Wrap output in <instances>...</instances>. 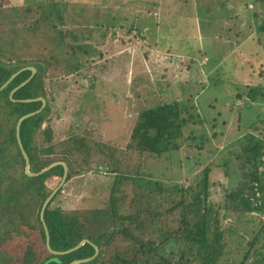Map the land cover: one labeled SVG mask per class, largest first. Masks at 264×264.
<instances>
[{
    "label": "trees",
    "instance_id": "trees-1",
    "mask_svg": "<svg viewBox=\"0 0 264 264\" xmlns=\"http://www.w3.org/2000/svg\"><path fill=\"white\" fill-rule=\"evenodd\" d=\"M247 1L257 7L260 4L258 1L264 2ZM32 2L35 4H11L2 7L0 19L4 27L0 34L3 37L16 34L14 38H17L22 26L35 31L45 25V30L52 39L48 48L60 57L55 64L61 65L68 74L74 73L79 83L78 89H88L79 95L85 102L82 110L92 100L89 106L95 109V120L100 118V110L96 108L100 99L94 91L96 76L87 71L94 62L90 59L97 61L106 57V53L102 51L91 53L98 47V40L93 36L94 28L103 30L105 25L102 21L103 15L98 13L88 24L81 23L71 28L66 27L65 17L69 1L50 0L47 5L43 0ZM221 4L226 6L225 2ZM84 6H78V16L86 10ZM149 6L142 8L149 12L152 10ZM247 6L235 5L234 12H245L248 10ZM140 11L141 9L138 13L135 12L134 20H137ZM251 12L256 13L253 10ZM109 16L106 23L110 27L124 28L117 23L120 21L116 16ZM256 27L260 32L257 41L264 47V19L257 20ZM63 53L66 58L62 56ZM92 54L95 57H91ZM6 56L8 57L5 60L0 58V88L3 90L0 101L6 100L0 106L1 119H4L0 133L4 132L5 143H2L9 145H2V152H10L12 158H5L3 166L1 165L0 182L4 186L0 187V224L9 225V228L0 236V264H71L80 259L88 260L75 264H264V222L260 219L264 215L263 111L256 114L251 121L242 123L241 114L245 109L235 104L239 116L236 127L238 129L230 133L224 149L220 151L215 141L225 135L228 120L227 114L222 110H216L212 117L211 114L209 116L206 111L199 109V98L194 99L191 92H187L188 100L156 102L155 105L138 112L127 148L140 154L153 155L159 160L181 148L188 151L185 152L190 161L186 166L187 171H192L196 165H205L187 185L172 180L165 184L162 177L157 176V173L163 174L160 171L155 173L147 170L142 174L129 165L122 167L119 164L121 152L117 148L112 151L111 156L112 167L109 171L113 172V180L110 192L108 198L103 199L102 205L65 210L55 203L62 191L57 190L45 206L54 191L45 181L55 176L63 178L64 165L56 164L38 175L26 173L25 157L17 136L20 118L34 112L22 120L19 128L20 140L30 158L31 171H35L36 164H39L38 172L55 163L41 155L58 153L60 150L70 172H87L92 168L87 157L91 148L86 140L79 141L76 137H73V145L69 144V137L65 142H54L51 126L41 129L52 113L54 100L43 78L47 63L39 60L32 63L29 61L31 58L18 57L20 66L17 67L8 63L12 61V55ZM30 63L33 65L28 66ZM30 67L36 68L34 74ZM215 73L218 76L217 72L213 74ZM14 74L16 75L9 81ZM257 75L256 80L238 83L235 87L238 91L230 99H242L250 107L253 104L264 107V62L259 63ZM81 79L84 82H80ZM7 81L9 82L6 84ZM4 84L6 85L3 86ZM21 84L31 100H14L12 95V99L10 98V92ZM227 105L230 107L229 112L233 111L232 102L225 106ZM62 107L63 111L66 108L65 101ZM208 107L215 105L210 101ZM242 127H246V132H241ZM249 128L256 132H251ZM39 131L44 135L43 142L47 145H40L37 138ZM103 146L113 149L106 144ZM193 149L197 153H192ZM204 150L206 154L203 153ZM217 155L219 168H226L231 175L237 177L234 179L236 185L229 183V187L223 189V202H213L210 199L213 184L210 173L214 160L203 163ZM17 164L22 166L20 171L15 170L18 168ZM189 165L191 168H188ZM99 166L103 167L101 164ZM12 169L13 172L9 175ZM233 212L237 213L235 222L224 225L222 218L230 213L233 216ZM253 213L258 215H250ZM247 216V223L250 222L252 226L246 225L243 230H247V234L252 233V238L244 243V236L238 235L234 224H240ZM19 218L25 219L27 223L21 224ZM8 231L10 232L7 233ZM31 231L41 237L40 242L35 236L31 239L25 238ZM47 233L50 247L61 253L50 251ZM235 233L237 236L232 238ZM229 236L238 244H230ZM84 239L89 241L66 252ZM260 241L262 244L258 246ZM227 254L232 257H226ZM250 258L253 260L248 261Z\"/></svg>",
    "mask_w": 264,
    "mask_h": 264
},
{
    "label": "rangeland",
    "instance_id": "rangeland-1",
    "mask_svg": "<svg viewBox=\"0 0 264 264\" xmlns=\"http://www.w3.org/2000/svg\"><path fill=\"white\" fill-rule=\"evenodd\" d=\"M32 1L0 0V9L11 4H35ZM48 1L50 0H43L45 5L48 4ZM62 1H69L65 10L66 27L74 28L81 23L88 24L93 16L97 17L98 13L104 18L102 20L105 24L103 30L94 28L93 36L98 40L94 41L98 42V44L96 43L98 47L91 53L102 51L106 53V57L97 61L90 59L94 62L87 71L96 76L94 91L100 99V104L96 107L100 110V115H98L100 118L95 120V109L89 106L92 100L82 110L85 102L79 95L84 94L88 89H78L79 83L76 76L73 75L74 73L68 74L61 65H56L60 57L48 48L52 39L45 30V25L35 31L22 26L17 38H14L16 34L9 37H3L0 34V58L5 60L8 57L6 55L11 54L10 57L13 59L8 63L17 67L20 66L17 61L18 57L31 58L29 61L32 63H37L38 60L47 63L43 78L46 80L48 91L51 96H54V100L52 113L41 129L50 125L54 142H65L69 137V144L73 145L75 144L73 137H76L79 141L86 140L91 148L87 156L92 166L91 170L77 174L70 172L68 168L66 179L62 183L63 178L58 176L50 177L45 181L52 189L58 187V190H62L55 203L62 206L63 209L93 208L104 203L103 199L108 198L113 180V172L109 171L112 167V151L117 148L121 152L119 164L122 167L129 165L133 170H139L142 174H145L147 170L160 171L163 173L162 175L155 173L158 177H162L165 184L172 180L187 185L202 169L205 164L196 165L192 171H187L186 166L190 161L186 158L185 152L188 151L183 148L161 160L153 155L140 154L136 150L127 148L138 112L155 105L156 102H168L173 99L188 100L187 92H191V95L194 94V99L199 98L197 102L199 109H203L208 115L211 114V117L214 111L222 110L227 114L228 120L225 125V135L215 141V145L220 148V151L224 149L230 133L238 129L236 128L238 127V112L235 104L245 109L241 114L242 123L251 121L261 111L264 113V107L260 105L253 104L250 107V104L244 103L242 99H230L236 95L238 89L235 87L239 85L238 83L258 78L259 63L264 62V47L257 41L260 32L256 27L257 20L264 19V2L258 1L260 4L257 7L247 0ZM221 2H225L226 6H222ZM156 3L158 4L155 6ZM81 4L86 6H84L86 10L78 16V6ZM242 4L248 5V10L235 13V5ZM148 6L152 8L149 12L142 8ZM154 6L155 8H153ZM140 9V14L137 16L138 21L134 20L135 12L138 13ZM251 10L255 11L257 15L255 16ZM40 12L41 10H39ZM109 15L116 16L120 21L117 23L122 24L124 28L110 27L106 23ZM0 27V33H2L1 29L4 25L1 19ZM144 37L146 38L144 39ZM168 49L171 51L169 52ZM62 56L66 58L64 53ZM91 57H95L94 54ZM82 62L84 63V61ZM32 63L28 66H32ZM214 72H217L218 76L216 73L213 74ZM24 85H19L12 90L10 98L13 97L14 100L31 99L28 96L29 93L24 89ZM0 89V93L3 92L2 87ZM191 99L193 100V96ZM64 101L66 108L62 111ZM210 101L215 107H208ZM3 102L5 104L6 100H1L0 106ZM228 102L229 104L232 102L233 105L231 112H229V105L225 106ZM90 115L93 116L90 117ZM1 118L0 115V126H4V119ZM261 118H264V114ZM245 128L242 127V133L246 132ZM249 130L256 132L253 128H249ZM43 137L44 135L39 131L37 138L40 145L43 143L47 145L43 142ZM2 141L4 142V132L0 133V178L4 159L12 158L10 152H2V145L9 147ZM103 144L109 145L113 149L111 150ZM192 151L194 154L195 151L197 153V150L193 149ZM203 153L206 154L205 150ZM79 154L80 152L77 153V155ZM41 156L47 160L64 162L62 159L64 154L60 150L58 153ZM218 159L217 155L203 162L214 160L215 165L211 166L210 173L213 183L210 189L212 191L210 199L213 202H223V189L229 187V183L236 185L234 179L237 178L231 175L228 169L219 168ZM100 164L103 167H100ZM17 166L18 168L15 170L20 171L21 164H17ZM38 167L39 164L34 166L36 172ZM188 168H191L190 165ZM12 172L13 169L9 171V175ZM5 173L7 174L8 171ZM1 186H4L2 182H0ZM230 215L231 213L222 218L224 225L235 222L237 213L233 212V216ZM250 215L257 216L258 214ZM248 218L249 216L245 217L240 224H234L238 229V235L244 236V243L252 238V233L250 235L247 234V230H243L246 225L252 226L250 222L247 223ZM260 219L261 222H264V215ZM19 222L27 223L22 218H19ZM8 228L9 225L1 223L0 236ZM34 236L40 242L41 237L34 231L28 232L25 238L31 239ZM236 236L237 233L232 238ZM228 239L230 244H238L230 239V236ZM261 244L260 241L257 245ZM230 256L232 257V255H226L228 258ZM252 260L253 258L248 259V261Z\"/></svg>",
    "mask_w": 264,
    "mask_h": 264
},
{
    "label": "water",
    "instance_id": "water-1",
    "mask_svg": "<svg viewBox=\"0 0 264 264\" xmlns=\"http://www.w3.org/2000/svg\"><path fill=\"white\" fill-rule=\"evenodd\" d=\"M30 68H31L32 71H33L32 74H34V73L36 72V68H35V67H30ZM16 74H17V73H16ZM16 74H14V75L9 79V81H10V80H11ZM28 80H29V79H28ZM28 80H27V81H28ZM9 81H7L6 84H7ZM6 84H4L3 86H5ZM23 84H24V83H23ZM23 84H21V85H23ZM28 100H31V99H28ZM43 105H44V100H43ZM43 105H42V106H43ZM33 113H34V112L28 113V114H26L25 116H23L22 118H20V120H19V122H18V124H17V136H18V140H19V143H20V147H21L22 153H23V155H24V157H25V169L27 170V173H28L29 175H38V174H40V173L45 172V171L48 170L49 168L55 166L56 164L61 163V164L64 165V175H63V179H62V181H61V183H62V182L66 179V175H67V172H68V166H67V164L64 163V162H60V161L55 162V163L49 165L48 167H46V168H44V169H42V170H40V171H38V172H31V171H30V158H29L27 152L25 151V149H24V147H23V144H22V142H21V140H20L19 128H20V123L22 122V120H23L24 118H26L27 116L32 115ZM57 190H58V187H57L56 189H54V191L52 192V194L50 195V197L47 199V201H46V203H45V206H46V204L48 203V200H50V198L54 195V193H55ZM42 216H44V212H43V215H42ZM46 230H47V228H46ZM86 241H89V240H88V239H84V240H82L78 245H76L75 247H73L71 250H67L66 252H69V251H72V250H74V249H77L78 247H80L81 245H83ZM47 244H48V247H49V249H50L51 252H53V253H61V252H59V251L53 250V249L50 247L49 239H48V233H47ZM86 260H88V259L74 260L71 264H75V263L83 262V261H86Z\"/></svg>",
    "mask_w": 264,
    "mask_h": 264
},
{
    "label": "clouds",
    "instance_id": "clouds-1",
    "mask_svg": "<svg viewBox=\"0 0 264 264\" xmlns=\"http://www.w3.org/2000/svg\"><path fill=\"white\" fill-rule=\"evenodd\" d=\"M30 166H31V164H30ZM30 171H31V169H30ZM31 172H33V171H31Z\"/></svg>",
    "mask_w": 264,
    "mask_h": 264
}]
</instances>
